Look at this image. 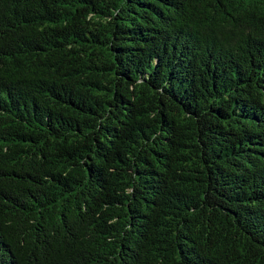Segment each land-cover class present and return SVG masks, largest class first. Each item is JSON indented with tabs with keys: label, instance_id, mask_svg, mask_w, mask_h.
Instances as JSON below:
<instances>
[{
	"label": "trees",
	"instance_id": "1",
	"mask_svg": "<svg viewBox=\"0 0 264 264\" xmlns=\"http://www.w3.org/2000/svg\"><path fill=\"white\" fill-rule=\"evenodd\" d=\"M0 264H264V0H0Z\"/></svg>",
	"mask_w": 264,
	"mask_h": 264
},
{
	"label": "water",
	"instance_id": "2",
	"mask_svg": "<svg viewBox=\"0 0 264 264\" xmlns=\"http://www.w3.org/2000/svg\"><path fill=\"white\" fill-rule=\"evenodd\" d=\"M160 100H161V99H160V98H158V101H159V102H160Z\"/></svg>",
	"mask_w": 264,
	"mask_h": 264
}]
</instances>
